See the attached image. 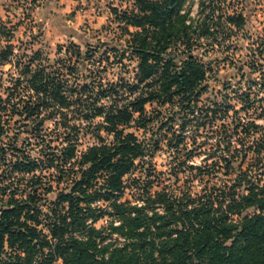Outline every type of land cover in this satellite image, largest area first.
<instances>
[{
  "label": "trees",
  "instance_id": "16d2710c",
  "mask_svg": "<svg viewBox=\"0 0 264 264\" xmlns=\"http://www.w3.org/2000/svg\"><path fill=\"white\" fill-rule=\"evenodd\" d=\"M124 1L109 8L115 44L59 46L53 63L34 50L20 64L11 44L0 48V63L19 71L0 94V136L11 135L0 141V264H264V126L247 116L262 109L250 95L256 78L245 72L238 109L226 94L200 105L212 68L194 53L242 29L245 16L227 0ZM96 50L107 65L92 60ZM154 121L149 138L131 130ZM80 131L95 140L82 150ZM198 133L206 140L196 143ZM209 135L215 148L189 164ZM162 142L169 175L188 170L198 192L152 191ZM127 189L136 203L121 201Z\"/></svg>",
  "mask_w": 264,
  "mask_h": 264
},
{
  "label": "rangeland",
  "instance_id": "374dc122",
  "mask_svg": "<svg viewBox=\"0 0 264 264\" xmlns=\"http://www.w3.org/2000/svg\"><path fill=\"white\" fill-rule=\"evenodd\" d=\"M37 1L39 2L40 0H34L35 5L33 10L26 12L22 8L21 0H17L15 3L16 12H12L9 15L11 19L4 18L3 16L0 17V25L6 26L5 28L8 31V35L2 37L3 42H0V48L8 43L11 44L13 46V53L17 55V59H21L20 64L26 60L22 55L29 56L34 50H40L44 56L46 54L49 61L53 63L62 54L58 53L59 46L63 49L71 44H75L84 53L86 51L85 44L94 48L99 42H111V45L115 44L116 39L113 37L115 36L113 30L111 32L107 28L111 19L109 8L111 6L124 7L127 4L124 0H76L77 3H71L69 6L66 4L59 5L56 12L50 11L51 15L46 20H41L37 23L35 10ZM226 4L231 6L230 8H233L235 11L241 12L245 16V23L242 29L232 33L221 44H214L212 49H208L207 53L203 54L205 46L194 52L212 68V72L205 82L208 89L201 95L199 104H203L209 97L219 100L220 94H226L228 104L232 108L238 109L240 100L238 94L247 90L249 86L244 74L245 72H251L256 78V82L250 84V95L258 104H261L262 109L259 107L252 108L247 111V116L248 118L255 119L257 124L264 126V0H227ZM192 12L194 14L195 7H193ZM16 57L13 58V61L16 60ZM82 58H84L83 55ZM99 59H102L103 64L107 65L105 55L101 54L99 50H96L92 56V60L97 61ZM74 60L72 59V61ZM10 62L12 64L0 63V94L3 98H5L7 93L5 88L10 86L11 82L7 76L9 73L18 76L19 72L16 71L17 68L13 66V62ZM109 62H113L112 57H110ZM124 62L127 64L129 70L127 76L132 75L135 62H130L129 60H125ZM112 70L118 72L119 69L113 67ZM111 76V73H109V77ZM153 108H157L154 103L145 105L147 114H150ZM166 108L168 106L162 107L160 110L168 111ZM241 115H244L243 112H241ZM45 124L49 128L52 127L51 121L49 120ZM157 125L158 122L154 121L150 126V131L146 129L136 130L135 128H131V130L139 138L145 139L151 136L152 131H155ZM188 132L189 130L187 129L184 134L187 135L189 134ZM9 136L11 135L0 136V141L6 143L8 140L7 137ZM25 136V134H21L19 138L21 139ZM212 136L209 135L208 137V145L203 146L204 148L208 146L207 149L204 151L203 148L202 152L191 157L188 161L189 164L200 165L205 156V152L208 149L213 150L215 148V138ZM195 140L196 143H199L206 139L203 137V133H198ZM93 142L95 140L90 133L80 131L78 134L79 145L77 149H85ZM160 147L159 150L153 153L151 158V165L156 170L155 176H158L157 179H154L152 191L158 190L166 183L170 184L171 189L175 190V192L183 191L186 188H189L191 192H198L202 187V183L199 177L188 175V170L178 172L176 177L169 175L171 158L173 156L172 151L171 149L169 150L164 142H162ZM33 149L34 151L31 153L35 154L37 148ZM192 171L194 174L195 170L192 169ZM135 174L143 178L144 171L143 169L139 172L137 170ZM51 184L55 186L54 182ZM66 184L60 183L58 189H64ZM55 192H50L47 195L49 198H52ZM125 200L136 203L134 201L133 191L130 189L124 191L121 201ZM98 204H104L106 206L102 202ZM110 219L111 217L104 216L96 221L94 226L97 228L104 227Z\"/></svg>",
  "mask_w": 264,
  "mask_h": 264
},
{
  "label": "crops",
  "instance_id": "0c3cea01",
  "mask_svg": "<svg viewBox=\"0 0 264 264\" xmlns=\"http://www.w3.org/2000/svg\"><path fill=\"white\" fill-rule=\"evenodd\" d=\"M17 0H0V17L9 18L12 12H16L15 3ZM77 3L76 0H40L37 1V5L35 7L37 14V23L41 20H46L48 16L51 15V12H56V9L59 5L66 4L69 6L71 3ZM11 10V11H10ZM51 11V12H50ZM0 42L2 41V37L0 35Z\"/></svg>",
  "mask_w": 264,
  "mask_h": 264
},
{
  "label": "built area",
  "instance_id": "2783aa9c",
  "mask_svg": "<svg viewBox=\"0 0 264 264\" xmlns=\"http://www.w3.org/2000/svg\"><path fill=\"white\" fill-rule=\"evenodd\" d=\"M21 3H22V8L26 12H31L35 5L34 0H21Z\"/></svg>",
  "mask_w": 264,
  "mask_h": 264
}]
</instances>
